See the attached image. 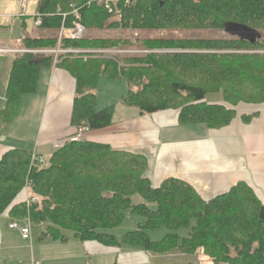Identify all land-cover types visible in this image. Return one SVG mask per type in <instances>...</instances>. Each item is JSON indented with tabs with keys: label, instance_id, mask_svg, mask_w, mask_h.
Returning <instances> with one entry per match:
<instances>
[{
	"label": "trees",
	"instance_id": "trees-1",
	"mask_svg": "<svg viewBox=\"0 0 264 264\" xmlns=\"http://www.w3.org/2000/svg\"><path fill=\"white\" fill-rule=\"evenodd\" d=\"M111 6L109 12L103 4L89 0H38L34 21L39 17V27L50 34L25 37L22 48L54 49L61 25H71L74 10L90 31L225 32L227 24L237 23L258 31L261 37L254 43L234 36L63 38L62 48L162 50L113 59L91 53L58 54L54 65L75 80L71 114L75 129L96 130L112 123L115 105L96 109L100 78L125 79L127 91L121 103L142 115L175 110L179 124L210 129L229 125L239 103L264 102V0H118ZM116 11L119 19L109 20ZM54 59L49 52L14 54L1 122L12 121L21 98L36 91L40 69L52 66ZM218 92L223 103L206 101L208 94ZM256 115H242V120L249 122ZM32 155L15 148L1 156L0 215L7 211L15 219L29 216L33 227L43 226L42 234L49 240L66 241L72 235L82 242L116 248L126 245L152 254L202 253L212 264H264V203L244 181L205 200L178 178L168 177L153 186L145 175L148 161L144 155L106 143L66 142L45 162L32 160ZM27 180L31 194L38 198L29 208L24 200L15 202ZM127 214L140 220L118 239L107 230L119 226ZM162 227L165 235L151 240L149 232Z\"/></svg>",
	"mask_w": 264,
	"mask_h": 264
},
{
	"label": "crops",
	"instance_id": "crops-1",
	"mask_svg": "<svg viewBox=\"0 0 264 264\" xmlns=\"http://www.w3.org/2000/svg\"><path fill=\"white\" fill-rule=\"evenodd\" d=\"M37 1L26 0L23 8L18 0H0V33L3 28H9V34L0 35V47L22 48L23 38L50 34L34 23ZM29 17L33 18L34 29L25 35L23 30L29 29L26 24ZM16 23L20 24L19 34H15ZM13 58L14 54L0 53V109L4 107ZM103 80L106 79L100 78L98 83L109 85L110 91L120 88L121 95L100 103L96 92L97 110L115 105L112 123L86 131L84 140L144 155L148 161L145 175L153 186L168 177L178 178L207 200L244 181L264 203V102L239 103L234 107L236 116L229 125L210 129L200 124H179L175 110L142 115L121 103L127 91L125 79ZM74 95L75 80L65 69L54 64L42 67L36 91L21 98L18 113L11 122L0 121V158L6 151L20 148L45 162L54 152L52 143L76 130L71 124ZM209 103H223V100ZM253 113L257 115L249 122L242 120V115ZM163 127L170 134L182 128L187 129V133L174 138L165 132L164 137ZM31 193L22 190L15 202L23 201ZM21 194L24 197L20 198ZM14 220L25 223V219L12 218L7 211L0 215V264H32L33 261L38 264H160L159 257H172L174 264L190 263L178 251L152 254L126 245L116 248L82 242L72 235L66 241H52L43 236V226L38 224L33 227L30 239L24 240L18 230L9 227ZM52 242L70 246L60 257H54L53 250L48 251V243ZM35 247L41 249L39 256L35 254Z\"/></svg>",
	"mask_w": 264,
	"mask_h": 264
},
{
	"label": "rangeland",
	"instance_id": "rangeland-1",
	"mask_svg": "<svg viewBox=\"0 0 264 264\" xmlns=\"http://www.w3.org/2000/svg\"><path fill=\"white\" fill-rule=\"evenodd\" d=\"M111 19L109 20H118L119 17L115 15V12L111 14ZM29 21H26L28 28L29 29H24L23 30V34H27V31H30V29H34L33 26V18L29 17L28 18ZM109 22V21H108ZM16 27H15V34H19L21 28H20V24L16 23ZM6 28V27H5ZM3 28V33H0V35H4V34H9V28ZM40 30V29H39ZM41 31V30H40ZM86 37H106V38H117V39H157V38H185V37H224V38H229L230 35L226 34L224 31H192V30H165V29H161V30H148V31H139L136 29H125V28H121V29H117V30H110L108 28H103V30H97V31H90V30H86L85 33ZM262 36L264 38V33H262ZM107 49H112L114 50V52L109 53V54H105V55H100L101 57L104 58H118L119 56L122 55H130V54H145V53H149V52H160L162 50H150L147 47H141V48H122V47H113V48H107ZM103 80V81H107ZM110 86L105 84V83H98V86L95 89V92H97L98 94V100L99 102H105L108 101V98L112 97L114 99L115 95H121V90L120 88H116V89H112V91H110ZM126 89L124 90L123 93H125ZM221 100L222 96L221 93H210L207 95L206 97V101L211 102V101H215V100ZM98 109V108H97ZM201 126V124H200ZM31 130V129H29ZM187 129H180L179 131H176L173 134H170L169 132L165 131V127L162 128V134H164V137L166 136V134H170V136L172 137H178L179 135L181 137H183V135H186L187 131H185ZM166 132V134H165ZM24 197L23 194L20 195V198ZM138 217L136 216H130V215H126V218L124 219V221L117 227H114L110 230H107L111 233H113L118 239L121 237V235H123L125 232L132 230L135 228V222L137 221ZM166 233V229L164 227L162 228H158L155 230H152L149 232L150 238L151 240H159L161 239ZM183 233H185V231H183ZM48 251L49 250H53L54 252V257H60L62 252L64 251L65 248H69L68 245L69 243H48ZM41 249H39L38 247H35V254L36 256H39L38 254L40 253ZM42 255V254H41ZM40 255V256H41ZM186 256V255H184ZM163 258V257H162ZM159 257L160 260V264H174L173 263V258L172 257H165L164 259H162ZM188 262L192 263V264H212L213 261L207 257L206 255L202 254V253H196L195 255H187L185 257Z\"/></svg>",
	"mask_w": 264,
	"mask_h": 264
},
{
	"label": "built area",
	"instance_id": "built-area-1",
	"mask_svg": "<svg viewBox=\"0 0 264 264\" xmlns=\"http://www.w3.org/2000/svg\"><path fill=\"white\" fill-rule=\"evenodd\" d=\"M25 1L26 0H18L19 4L24 8L25 7ZM91 1H94L98 4H103L105 8L108 9L109 12L113 11V7L111 6V3L113 1H118V0H89V3ZM129 0H126V3H128ZM73 14L75 16L74 20L71 22V25L65 26L64 24L61 25L59 31H58V36H57V44L54 49H27V48H11V47H0V53H7V54H18V53H53L55 56L53 64H55L56 56L58 54H72L74 56L84 54V53H91V54H97V55H105L114 52L112 49H81V48H62L60 46V41L63 38L67 39H81L83 36H85L86 33V28L81 24L79 20V15L78 13L74 10ZM65 17V15H63ZM116 16H119V11H116ZM36 26H39L41 24V20L38 17L34 21ZM89 129L87 127H79L78 129L75 130L72 134L68 135L66 138H64L61 141H55L52 143V146L54 149L60 148L63 144L66 142H77L83 139L84 133L88 131ZM32 160H36L38 162H43L41 158H38L35 154L32 155ZM30 185L31 182L27 180L25 182V185L23 187V190L29 191L30 190ZM37 196L36 195H28L25 199L24 202L26 204V207L29 208L30 205L34 204L37 202ZM9 227L16 229L19 231L22 239L24 240H29L31 237L32 229H33V223L31 222L29 216L26 217L25 223L21 224L17 220H14L9 223ZM32 264H38V262L33 261Z\"/></svg>",
	"mask_w": 264,
	"mask_h": 264
},
{
	"label": "water",
	"instance_id": "water-1",
	"mask_svg": "<svg viewBox=\"0 0 264 264\" xmlns=\"http://www.w3.org/2000/svg\"><path fill=\"white\" fill-rule=\"evenodd\" d=\"M225 33L230 36L237 37L240 40H246L250 43H254L261 37V34L245 25L237 23H229L225 26Z\"/></svg>",
	"mask_w": 264,
	"mask_h": 264
}]
</instances>
